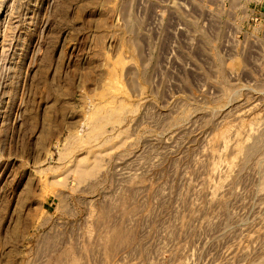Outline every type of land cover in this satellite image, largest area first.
Here are the masks:
<instances>
[{
  "label": "rangeland",
  "instance_id": "obj_1",
  "mask_svg": "<svg viewBox=\"0 0 264 264\" xmlns=\"http://www.w3.org/2000/svg\"><path fill=\"white\" fill-rule=\"evenodd\" d=\"M199 6L0 0V264H264V15Z\"/></svg>",
  "mask_w": 264,
  "mask_h": 264
},
{
  "label": "built area",
  "instance_id": "obj_2",
  "mask_svg": "<svg viewBox=\"0 0 264 264\" xmlns=\"http://www.w3.org/2000/svg\"><path fill=\"white\" fill-rule=\"evenodd\" d=\"M199 3V10L206 12L211 9L214 3L221 4L224 9H232V13L236 18L242 17L244 20H261L264 14L258 11L257 5L262 3L263 0H171V5L173 4L181 11L191 14L193 2ZM237 11V12H235ZM238 12H241L239 16Z\"/></svg>",
  "mask_w": 264,
  "mask_h": 264
}]
</instances>
